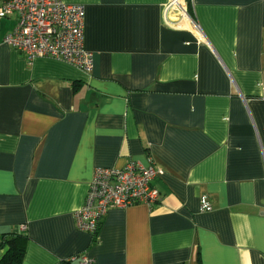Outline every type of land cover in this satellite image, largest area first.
Masks as SVG:
<instances>
[{
	"label": "crops",
	"instance_id": "obj_1",
	"mask_svg": "<svg viewBox=\"0 0 264 264\" xmlns=\"http://www.w3.org/2000/svg\"><path fill=\"white\" fill-rule=\"evenodd\" d=\"M63 1L89 73L29 61L0 19V242L25 224L20 264H264V0H187L199 32L168 0ZM148 157L160 202L109 209L92 242L94 170Z\"/></svg>",
	"mask_w": 264,
	"mask_h": 264
},
{
	"label": "built area",
	"instance_id": "obj_2",
	"mask_svg": "<svg viewBox=\"0 0 264 264\" xmlns=\"http://www.w3.org/2000/svg\"><path fill=\"white\" fill-rule=\"evenodd\" d=\"M175 10L179 19L199 32V27L188 13L187 0H168L164 8ZM85 9L82 4L63 0H0V19L12 16L15 26L3 37V42L22 53L29 61L44 57L63 61L85 73L92 71L93 52L83 43ZM170 25H177L169 23ZM146 163L128 161L122 167H99L93 172L83 205L75 212L79 230L97 234L99 225L109 209H125L143 204L152 209L160 200L153 185L157 170L150 157ZM200 210H211L206 195L199 198ZM24 233L25 224L17 227ZM91 264L93 258L74 255L68 261Z\"/></svg>",
	"mask_w": 264,
	"mask_h": 264
},
{
	"label": "trees",
	"instance_id": "obj_3",
	"mask_svg": "<svg viewBox=\"0 0 264 264\" xmlns=\"http://www.w3.org/2000/svg\"><path fill=\"white\" fill-rule=\"evenodd\" d=\"M187 9L188 13L192 16L191 10L188 6ZM95 241L96 235L93 234L92 242ZM26 242L27 236L24 233L19 232L17 229L3 233L0 248H4L5 251L0 257V264H20L23 258Z\"/></svg>",
	"mask_w": 264,
	"mask_h": 264
}]
</instances>
